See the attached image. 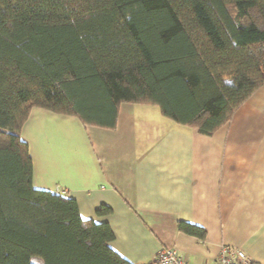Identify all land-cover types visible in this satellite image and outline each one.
Returning a JSON list of instances; mask_svg holds the SVG:
<instances>
[{"label": "trees", "instance_id": "trees-1", "mask_svg": "<svg viewBox=\"0 0 264 264\" xmlns=\"http://www.w3.org/2000/svg\"><path fill=\"white\" fill-rule=\"evenodd\" d=\"M263 84L264 0H0V264H131L107 222L33 185L31 108L111 129L152 104L212 135Z\"/></svg>", "mask_w": 264, "mask_h": 264}, {"label": "crops", "instance_id": "crops-1", "mask_svg": "<svg viewBox=\"0 0 264 264\" xmlns=\"http://www.w3.org/2000/svg\"><path fill=\"white\" fill-rule=\"evenodd\" d=\"M20 136L33 185L107 222L111 248L131 264L154 262L162 247L187 264H215L224 245L264 264V84L212 135L172 122L156 105L123 102L111 129L33 107ZM101 205L111 213L97 215ZM178 221L205 237L179 231Z\"/></svg>", "mask_w": 264, "mask_h": 264}, {"label": "built area", "instance_id": "built-area-1", "mask_svg": "<svg viewBox=\"0 0 264 264\" xmlns=\"http://www.w3.org/2000/svg\"><path fill=\"white\" fill-rule=\"evenodd\" d=\"M63 192V191H62ZM154 264H187L174 248L162 247ZM215 264H262L249 258L242 249L224 245L220 248Z\"/></svg>", "mask_w": 264, "mask_h": 264}]
</instances>
